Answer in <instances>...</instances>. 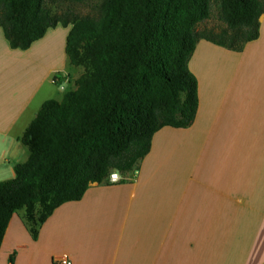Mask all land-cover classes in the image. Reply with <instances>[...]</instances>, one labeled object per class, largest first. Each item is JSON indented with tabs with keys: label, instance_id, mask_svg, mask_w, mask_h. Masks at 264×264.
Masks as SVG:
<instances>
[{
	"label": "crops",
	"instance_id": "0c3cea01",
	"mask_svg": "<svg viewBox=\"0 0 264 264\" xmlns=\"http://www.w3.org/2000/svg\"><path fill=\"white\" fill-rule=\"evenodd\" d=\"M259 22V36L240 52L205 38L196 44L191 125L159 129L133 171L90 183L36 225V238L15 212L0 264H37L41 255L71 264H264V75L253 81L245 68L264 12ZM69 29L58 24L20 49L0 28V180L27 159L20 136L52 87L64 95L84 72L65 52Z\"/></svg>",
	"mask_w": 264,
	"mask_h": 264
},
{
	"label": "trees",
	"instance_id": "16d2710c",
	"mask_svg": "<svg viewBox=\"0 0 264 264\" xmlns=\"http://www.w3.org/2000/svg\"><path fill=\"white\" fill-rule=\"evenodd\" d=\"M46 1L0 0L9 45L27 49L49 28L70 25L65 52L84 72L61 100L46 99L20 136L28 157L0 180V251L17 210L41 224L90 183L133 171L162 127L191 125L198 94L188 62L196 44L205 38L240 51L259 36L264 12L261 0H221L231 31L217 39L196 30L210 0H104L97 19L54 14Z\"/></svg>",
	"mask_w": 264,
	"mask_h": 264
},
{
	"label": "rangeland",
	"instance_id": "374dc122",
	"mask_svg": "<svg viewBox=\"0 0 264 264\" xmlns=\"http://www.w3.org/2000/svg\"><path fill=\"white\" fill-rule=\"evenodd\" d=\"M103 1L104 0H82L76 2L72 0H56V1L47 0L46 6L47 8L50 9L52 13L57 15H62L73 19L83 18V17L97 19L102 14ZM261 2L264 7V0H261ZM261 28H262L263 38L261 39V41H259L258 44L250 45V47H248L245 53V60H246L245 68L247 69L246 78L248 76L253 81L255 78H257V80L259 81L264 75V24L262 25ZM196 30L199 33L203 34L204 36H212L213 38H217V39L218 38L223 39L225 37V34L230 33L231 31L230 28L228 27L227 23L222 19L221 16V0H210V15L208 18L197 24ZM78 67L81 68L82 70L84 69V67L81 65H79ZM46 86L52 87L53 85L52 83H47ZM45 90L46 89H44V91ZM55 91L56 90H54V88L52 87L51 93H54L52 94L53 95L52 98L61 100L63 92L62 91L55 92ZM15 132L17 133L18 130L15 129ZM16 212L21 217L22 225L25 228H27L29 232L28 234L31 235V237L35 238L33 236V230L37 229L36 224L35 225L29 224V222L25 217L24 209H19ZM26 244H28L27 241L22 242V245H26ZM19 249H17L18 253L24 252L25 250L24 248H21L20 249L21 251ZM41 256L42 257L37 260V264H52V256L49 257L44 255ZM57 257L59 256H56V258ZM53 261L55 262V259Z\"/></svg>",
	"mask_w": 264,
	"mask_h": 264
},
{
	"label": "built area",
	"instance_id": "2783aa9c",
	"mask_svg": "<svg viewBox=\"0 0 264 264\" xmlns=\"http://www.w3.org/2000/svg\"><path fill=\"white\" fill-rule=\"evenodd\" d=\"M124 177L117 170H113L109 176V182H118L122 180ZM55 262L57 264H71V259H69L66 255L59 256L55 258Z\"/></svg>",
	"mask_w": 264,
	"mask_h": 264
}]
</instances>
